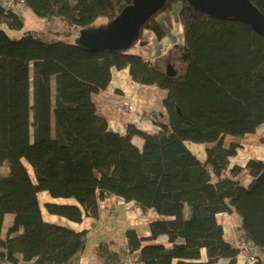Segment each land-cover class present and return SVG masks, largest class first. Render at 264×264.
Segmentation results:
<instances>
[{"label":"trees","instance_id":"16d2710c","mask_svg":"<svg viewBox=\"0 0 264 264\" xmlns=\"http://www.w3.org/2000/svg\"><path fill=\"white\" fill-rule=\"evenodd\" d=\"M132 1L0 0V166L10 169L0 176V259L18 264L21 254L33 264L64 262L84 248L85 230L45 220L38 193L48 191L77 202L46 204L49 213L72 222L98 220L99 202L110 195L162 217L150 222L148 237L128 228L124 245L100 241L95 253L102 264H123L136 250L143 264H237L240 250L225 238L221 212L239 216V231L258 252L254 264H264V159L247 162V186L236 178L244 167L226 173L240 140L264 124V36L188 0H166L129 49L86 50L75 43L81 29L108 23ZM251 1L264 14V0ZM176 4L184 70L170 76V53L149 60L131 48L146 30L159 41L168 36L159 16L169 25ZM22 6L64 21L66 36L26 31ZM113 68H128L159 97L164 112L143 113L153 117L156 131L129 124L122 134L98 112L94 96L109 86ZM135 134L144 139L142 148ZM187 142L210 144L206 159ZM7 215L14 221L4 234ZM160 235L169 245H143Z\"/></svg>","mask_w":264,"mask_h":264},{"label":"crops","instance_id":"0c3cea01","mask_svg":"<svg viewBox=\"0 0 264 264\" xmlns=\"http://www.w3.org/2000/svg\"><path fill=\"white\" fill-rule=\"evenodd\" d=\"M154 40H155V45H152V43H154ZM162 41H159L156 37L153 38L152 43L146 40L140 41L139 43L140 45L136 46L135 51H137L138 54L140 53L146 58L144 51L146 52L148 51V49L155 50V48L159 46V44L162 43ZM178 52L179 51H177V53ZM171 54L173 55V53ZM172 55H170L171 60L173 59ZM175 63L179 64L178 61H175ZM145 89L148 90L151 88L134 81L129 73L128 68L112 69V80L109 86L105 90L96 93L94 96V100L97 104V110L100 114L107 117L110 129L122 134L127 133L129 124H135L139 128L151 132L156 131L158 129V126L153 122V117L152 119H147L146 116H143V113L151 112L153 110L164 112V108L162 105H160L159 97L155 94L154 90L152 92L150 91L152 94H148L146 93L147 91ZM125 101H127L128 104L132 106L131 109H128L123 104ZM258 130L259 132L263 131L264 124H262L258 128ZM251 135L252 134H247L244 138L241 139L242 141L241 149L242 151L245 149L246 150L250 149L249 152L253 154L255 151L254 146L256 142H254L255 140L249 141V139H251L252 137ZM132 140L140 148L143 147L144 139L141 136L135 134L132 137ZM247 142L249 145L247 144ZM187 145L194 152L195 150L199 152L201 151V149H203V153L197 154V156L202 160L206 159V151L209 148L208 146L210 144L187 142ZM247 146H250V148H247ZM252 156H249L247 160H249ZM258 158L264 159V157H258ZM234 165L236 164L230 163L229 169L226 171L228 175L231 174V168ZM241 166L243 167L244 165ZM243 171L246 172V176L242 178L240 177L241 176L240 173L236 178L241 180L242 183L247 186L250 184L252 178L250 177L246 169H243ZM9 172L10 169L7 163L0 166V176L8 175ZM38 198L40 201V206L45 220L50 222L69 223L76 230L78 231L85 230L87 232L84 248L80 250L77 254H75L70 260L64 262L49 261V262H44L43 264H102V262L96 256L95 253V248L100 241H108L114 239L120 245H124L127 240L126 230L128 228H135L140 237H148L151 235L149 228L150 222L154 221L155 219L162 218L153 209L149 210L147 213H144L140 208L136 207L132 202H126L123 198L117 195H110L105 199L100 200L99 202L100 216L98 220L89 216H84L82 222L77 223V222L68 221L66 218L59 217L58 215L51 214L48 212L46 208V204L49 202H56L62 204H76L77 202L70 203V201L74 199L53 198L48 191L39 192ZM107 213H109L111 217L114 218L116 217L118 219L117 221L120 222L119 225L120 228L118 230V233L110 234V231H108L101 236L100 240L98 239L93 242H90L89 239L91 237V234H96V231L98 230L97 228L101 225L100 224L101 220L104 217L105 218L107 217L106 216ZM217 217L219 222L223 225L225 238L227 240H230V238H228V235L226 234V231L227 229L229 230V228L231 230L232 222L238 224L237 227L239 226L240 224L239 216L233 212L232 213L221 212L217 215ZM13 221H14L13 215L6 216L4 222V230H3L4 234L7 232V229L13 224ZM114 229L115 228H113V230ZM236 229L239 230L238 228ZM155 242H161L166 245H169L168 238L166 235H160L155 240H144L143 245L149 243L151 244ZM140 252H141L140 250H136L130 253L123 264H143L138 262L140 258ZM201 255H202V260L206 261L208 259L207 251L205 248L201 250ZM18 258L20 259L18 264H33L34 262V261L23 260L21 254L18 255ZM239 262L240 263L238 264H245V261L243 260ZM0 264H13V263L2 261L0 259Z\"/></svg>","mask_w":264,"mask_h":264},{"label":"water","instance_id":"95a60500","mask_svg":"<svg viewBox=\"0 0 264 264\" xmlns=\"http://www.w3.org/2000/svg\"><path fill=\"white\" fill-rule=\"evenodd\" d=\"M166 0H133L111 21L96 27L81 29L75 43L86 50H126L140 37L147 20L157 13ZM197 10L220 19H234L252 26L264 36V14L251 0H188ZM168 75L177 74L172 63Z\"/></svg>","mask_w":264,"mask_h":264},{"label":"rangeland","instance_id":"374dc122","mask_svg":"<svg viewBox=\"0 0 264 264\" xmlns=\"http://www.w3.org/2000/svg\"><path fill=\"white\" fill-rule=\"evenodd\" d=\"M21 8H22V11H23V12L21 11V15L23 16V18L25 20V30L26 31L27 30H32L36 34H38V35H40V36H42V37H44L46 39L47 38L48 39H52V38L57 39V38H60V36L61 37L66 36L65 32L68 31L69 28H68V25L64 21H62L60 19H56V18L40 17V16L36 15L31 9H29L27 7L22 6ZM179 12H180V4H176L174 6V9L171 12V19H170L171 22H170L169 25H168V22L166 21V18H165L166 16L164 14L159 16V20L161 22H163L164 25H166V28H167V31H168V36H166L164 38V40L162 41V43H160L159 46H157L155 48L156 51L153 50V49H148V51H146V52L144 51L145 56H146L147 59H149V60L159 59L160 56H162V55L166 56L167 55V54H162V53L165 52V53H170V55H172L171 53H173L172 58L175 61L180 62L182 60V58H181V54L182 53L178 52L176 54V52L179 49V46H182L183 43H184L183 25H182V23L180 21L177 20V16H178ZM102 19L103 18H100L99 21H101ZM76 33L78 34V31H76ZM10 34H16V32L10 31ZM153 36L155 37V35L152 32H149L148 30L144 31V33L142 34L141 40H139L131 48V52L138 53L137 51H135V48H136L137 45H140L139 44L140 41H145L146 40V41H149V42L152 43L153 42V38H154ZM68 38L69 39H74L75 36L71 35ZM155 40H154V43H152V45H155ZM176 45H178V47H176ZM175 64H174V67H176L178 72L180 74L183 73L184 64L183 63L176 64V65ZM148 90H146L147 91L146 93L152 94L151 92L153 90H151V89H148ZM123 104L127 105L128 102L125 101ZM251 136L252 137H251V139H249V141L255 140L254 142H256V144L254 146L255 147L254 153L251 154L249 152L250 149H247V150L245 149L243 151H242V149H239V151H238L239 154H237V156L232 157L231 163H234L236 165L239 164L238 166H241V165L246 166L247 162L250 159H253V158L260 159L258 157H264V130L261 131V132H259V130H257ZM247 144H248V142H247ZM208 147H210V145ZM247 148H250V146H247ZM194 153L196 155L197 154H202L203 153V149H201V151H199V152L197 150H195ZM249 156H252V157L249 160H247ZM244 169H246V168L244 167ZM247 172H248V170H247ZM248 174H249V172H248ZM245 176H246V172L242 171L240 177L243 178ZM70 203H76V201L75 200H71ZM106 216H107L106 218L104 217L105 219L103 218L101 220V222H100L101 225L97 228L98 230L96 231V234H91V237L89 239L90 242H93V241L98 240V239L100 240L101 236L104 233L108 232V231H110V234H117L118 233V230L120 228V226H119L120 222L117 221L118 219L116 217L115 218L111 217V215L109 213H107ZM222 223H223V221H222ZM237 225L238 224H235L234 222H232L231 230L229 228V230L227 229V231H226V234L228 235V238H230V241L232 243H234V244L237 241V239L239 238V240H240V237H242V235H243L239 230L236 229V228L239 227V226L237 227ZM113 228H115V229L113 230ZM229 235H231V236H229ZM237 248H238V246H237ZM239 261H242V259H240V257L237 259V264L240 263ZM245 264H250V263L245 262ZM252 264H254V263H252Z\"/></svg>","mask_w":264,"mask_h":264},{"label":"built area","instance_id":"2783aa9c","mask_svg":"<svg viewBox=\"0 0 264 264\" xmlns=\"http://www.w3.org/2000/svg\"><path fill=\"white\" fill-rule=\"evenodd\" d=\"M125 106L128 109L132 108V106H130L129 104ZM235 244L236 246H238V249L240 250L238 258L240 257V259L250 264L255 263V261L258 258V252L256 251V249L252 247L250 241L244 235L240 237V240L238 238Z\"/></svg>","mask_w":264,"mask_h":264},{"label":"flooded vegetation","instance_id":"af4514ba","mask_svg":"<svg viewBox=\"0 0 264 264\" xmlns=\"http://www.w3.org/2000/svg\"><path fill=\"white\" fill-rule=\"evenodd\" d=\"M176 70H177V69H176ZM177 74H179V73H178V70H177ZM177 74H175V75H177Z\"/></svg>","mask_w":264,"mask_h":264}]
</instances>
